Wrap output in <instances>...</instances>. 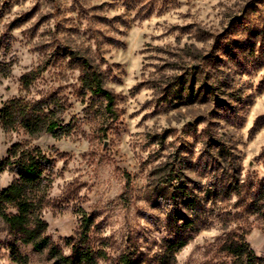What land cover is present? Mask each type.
Wrapping results in <instances>:
<instances>
[{
    "label": "rangeland",
    "instance_id": "obj_1",
    "mask_svg": "<svg viewBox=\"0 0 264 264\" xmlns=\"http://www.w3.org/2000/svg\"><path fill=\"white\" fill-rule=\"evenodd\" d=\"M12 99L46 102L60 129L0 130V162L15 144L53 160L41 216L64 255L86 215L95 264H249L241 243L264 260V0H0ZM17 239L0 218V264L12 246L56 264Z\"/></svg>",
    "mask_w": 264,
    "mask_h": 264
},
{
    "label": "trees",
    "instance_id": "obj_2",
    "mask_svg": "<svg viewBox=\"0 0 264 264\" xmlns=\"http://www.w3.org/2000/svg\"><path fill=\"white\" fill-rule=\"evenodd\" d=\"M3 77L6 74L2 75ZM82 84L94 93H101L107 101V108L111 110L113 95L103 89L99 76L94 72L82 73ZM29 80H24L27 87ZM48 104L44 101L33 104L23 103L12 99L2 103L0 108V130L4 132L24 130L28 135L35 136L41 133L59 136L57 123L51 118V112L46 113ZM53 160L45 155L38 147L24 144L11 146L5 158L0 162V172H9L14 175L12 183L0 193V218L8 227L11 234L23 245H30L35 251L42 252L47 249L48 256L56 264H95V254L86 246V240L92 224L90 217L81 218L80 232L76 239H69L71 255H64L46 235L47 223L42 219L41 213L46 205V193L52 183L51 165ZM180 240L174 244L172 250H179L185 246ZM247 244L241 243L233 253L244 257L249 264L261 262L252 251H248ZM10 258L18 264H25L22 257L16 254L14 246L11 247ZM118 264H134L128 256H123Z\"/></svg>",
    "mask_w": 264,
    "mask_h": 264
}]
</instances>
